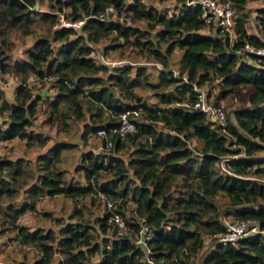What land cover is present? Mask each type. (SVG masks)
Here are the masks:
<instances>
[{
    "label": "trees",
    "instance_id": "obj_1",
    "mask_svg": "<svg viewBox=\"0 0 264 264\" xmlns=\"http://www.w3.org/2000/svg\"><path fill=\"white\" fill-rule=\"evenodd\" d=\"M184 1L174 0L168 15L143 0H46V11L39 10L41 0H0V74L18 78L13 101L0 89V141L17 139L26 149H42L33 160L0 156V230L14 231L20 245L35 251L32 264H51L55 255L58 264H264V57L245 50V45L264 48V6L246 8L257 0H228L234 16L229 41L212 24L204 26L200 9ZM108 7L116 18L99 19ZM60 16L82 23L64 27ZM14 31L34 36L18 60L8 52ZM105 40L104 55L127 45L148 57L156 66L150 67L154 79L144 65L110 66L94 58L95 45ZM174 49L180 52L176 73L168 63ZM30 76L53 79L58 86L52 107L83 93L110 117L82 130L85 138L103 129L105 135L97 137L108 150L80 154L82 182L67 180L59 168L62 151L73 144L47 147L48 137L33 128ZM213 80L219 89L210 100L214 105L232 87L248 88L245 106L223 111L222 125L190 108L196 87ZM131 109L141 111L133 120L135 130L120 137L111 131L116 116ZM229 155L236 157L222 170L219 160ZM97 193L119 200L129 235L115 238L104 210L85 216L84 199L94 203ZM42 196L69 198L70 221L53 219L55 230L19 225L16 220L34 211ZM127 201L133 205L129 216ZM228 216L254 223L258 231L218 243L216 234L224 231ZM139 218L153 232L148 253L133 242ZM207 238L210 248L200 254Z\"/></svg>",
    "mask_w": 264,
    "mask_h": 264
},
{
    "label": "rangeland",
    "instance_id": "obj_2",
    "mask_svg": "<svg viewBox=\"0 0 264 264\" xmlns=\"http://www.w3.org/2000/svg\"><path fill=\"white\" fill-rule=\"evenodd\" d=\"M146 4H151L159 10L165 11L170 15L174 11V0H143ZM46 0H41L39 3V10L46 11ZM264 6V0L249 1L246 8H255ZM252 17V15H251ZM107 19L116 18L112 15L107 16ZM122 21V18L119 17ZM139 28L144 29V23L142 21H134L132 23ZM33 28V27H30ZM37 31L42 29L38 26H34ZM253 27L250 22L247 23V31L252 32ZM11 46L8 52L9 56L14 60L24 58L23 50L27 46H30L34 41V36L23 37L19 31H14L9 36ZM108 44V40H105L95 45V53L92 55L94 58L100 60L103 59L104 63L110 66H118L122 64H130L133 66L144 65L148 67L147 70L151 79H154L153 70L150 67H156L151 65L150 59L142 54L136 53V49L131 46L124 45L120 49L109 50L104 55L102 54V48ZM163 48V45H162ZM179 50L174 49L171 55L168 57V63L170 69L176 73V62L179 57ZM101 76H105V73H101ZM53 79L37 80L33 76H30L27 80V84L31 89L32 100L34 102V108L32 111V122L35 131L42 132L48 137L47 147L60 142H66L73 144V148L70 150H64L61 153V163L59 168L64 172L65 178L70 181L78 180L83 181L81 171H78L77 166L80 163V154L82 152L91 151L95 154L107 153L108 150L102 147L101 139L97 135L91 132L85 138H82L81 133L84 126L97 125L100 122H104L106 119H110L107 116V112L96 107L94 103H88L86 96L82 94L74 95L70 99L59 102L57 106H51L49 103L54 100L56 92H58V86H53ZM216 80L209 81L201 87H196V90L203 91L209 100H213L218 95V87L216 86ZM18 84V78L11 73L0 74V89L3 92L4 98L8 101H13L14 89ZM231 91L225 96L221 95L217 104L222 106L224 112H228L233 108L243 107L246 104V97L248 94V88L246 86H236L230 89ZM138 94L148 97L149 92L145 89H136ZM63 91H61L62 93ZM4 116V115H3ZM1 115V119H3ZM3 127V126H2ZM40 148L26 149L21 141L12 139L9 141H0V156H6L9 158H16L23 156L29 160L35 159V156L41 152ZM123 158L125 155L122 156ZM95 196L94 203H90L89 198L84 199L85 207L83 213L90 219L97 213H101L104 210L103 202L108 199H103L100 194H92ZM129 202V201H127ZM130 204H132L130 202ZM79 205V203L77 204ZM133 206V205H132ZM131 206V207H132ZM131 207L125 209L126 215L129 216L131 211H128ZM73 204L69 198L62 196H54L51 198L42 196L35 205L34 211H27L23 213L16 222L19 225L28 226L30 229L42 228V230H55L57 228L53 219L61 218L63 221H70L68 215L72 211ZM43 212H49L48 218L42 216ZM223 214V213H222ZM226 219L232 218V216L225 217ZM212 240L207 238L204 243V247L200 250L202 254L205 250L210 248ZM35 257V251L27 246L20 245L15 238L14 231L9 229L0 230V264H18L24 262L25 264H32ZM58 255L54 256L51 264H58Z\"/></svg>",
    "mask_w": 264,
    "mask_h": 264
},
{
    "label": "built area",
    "instance_id": "obj_3",
    "mask_svg": "<svg viewBox=\"0 0 264 264\" xmlns=\"http://www.w3.org/2000/svg\"><path fill=\"white\" fill-rule=\"evenodd\" d=\"M187 6H197L200 9V19L204 26L212 24L218 29V31L224 35L229 41L233 39V7L228 0H185ZM115 16L114 10L111 7L105 9L104 12L98 14L99 19H107V16ZM60 24L64 27H78L82 21H76L73 23L65 22L61 16L59 17ZM245 50L258 56L264 57V48H251L245 45ZM264 64V60H263ZM190 108L201 112L206 115L207 119L215 124L222 125L224 120V113L220 104L214 105L207 99L206 94L203 91L197 90L195 100L191 103ZM141 111L138 109L124 110L117 114L116 126L111 129L112 132H116L120 137H123L126 133H131L135 130L133 120ZM0 115V126H1ZM96 135H105L103 129L96 131ZM110 143H106V147ZM235 155H229L222 157L219 160V166L222 170L224 168V162L228 159L235 158ZM119 200L106 199L104 201V211L106 213V223L111 224L115 238L120 236L129 235V229L120 215ZM120 204V203H119ZM130 202H125L124 209L131 207ZM224 231L216 234V241L221 244L234 243L237 240L245 237L250 233L257 232V226L254 223L247 222L245 220H223ZM152 229L144 222L143 219L138 220V230L133 238V242L144 249L145 253H148L146 248V242L152 236Z\"/></svg>",
    "mask_w": 264,
    "mask_h": 264
}]
</instances>
